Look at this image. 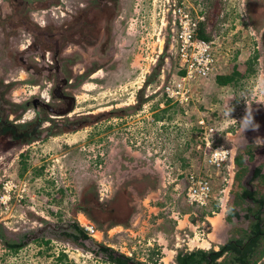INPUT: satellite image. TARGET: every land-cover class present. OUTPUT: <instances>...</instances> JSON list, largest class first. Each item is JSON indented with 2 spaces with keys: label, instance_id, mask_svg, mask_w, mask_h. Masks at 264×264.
Segmentation results:
<instances>
[{
  "label": "rangeland",
  "instance_id": "1",
  "mask_svg": "<svg viewBox=\"0 0 264 264\" xmlns=\"http://www.w3.org/2000/svg\"><path fill=\"white\" fill-rule=\"evenodd\" d=\"M71 1L0 0V138L7 131L13 139H0V220L7 229L89 221L96 241L147 264L166 262L177 234L209 235L222 220L230 168L228 159L219 169L205 167V142L231 148L243 138L222 116L225 107H234L237 121L246 104L264 113V0H121L120 7L95 9L110 22L104 34L89 35L60 16ZM179 6L204 16L199 28L215 53L185 103L167 98L161 85L178 75ZM55 58L75 72L98 69L80 79L74 111H44L37 121L32 97L50 95L42 65ZM192 169L212 179L205 207L185 198ZM0 264L113 263L38 239L18 248L0 242Z\"/></svg>",
  "mask_w": 264,
  "mask_h": 264
},
{
  "label": "flooded vegetation",
  "instance_id": "2",
  "mask_svg": "<svg viewBox=\"0 0 264 264\" xmlns=\"http://www.w3.org/2000/svg\"><path fill=\"white\" fill-rule=\"evenodd\" d=\"M95 1L98 0L71 1L65 10H59L61 12L60 16L65 15L64 18L72 23L83 25V27L85 26L88 35L89 33L93 34L95 29H99L100 34H104L106 22H110V15L107 14L105 17L102 13H97L95 9L97 8L99 10L106 7L113 9V7H120L121 0H103L104 5L99 6L89 4L90 2L95 3ZM59 7L61 8L63 6ZM98 19L102 20V22H97ZM108 25L106 26L108 27ZM105 38L102 35V40H105ZM99 40H101V37L97 38V41ZM32 41L30 44H32ZM44 56L45 54L43 52L42 57L44 58ZM94 56L96 57V55ZM53 57L54 55H52ZM56 58L55 61L47 60L46 62L45 60L42 65L46 70L43 74H47V77L51 78L49 80L50 95L47 97L43 96V99L32 97V106L36 108L35 116L37 121L45 118L39 116L44 111L48 112V114L55 113L59 115H67L70 111H74L76 100L75 88L78 89L80 85L83 86L82 84L85 83L80 79L85 75L87 77H94L98 69L94 68L91 71L89 69L88 72L79 69L75 72L67 60L61 59L59 61ZM27 69L30 68L27 67ZM40 71L41 69L38 70V72ZM79 81L83 83L81 84ZM28 103L29 101L26 104L28 105ZM260 114L264 113L261 111L253 112L254 119L259 124V129L257 131L246 130L243 133V138L233 143L230 148L231 151L228 158V166L230 168L229 179L226 188L223 189L226 199L221 206L223 208L221 209V224L218 226L219 232L214 234H218V236L222 234L223 242L218 243L217 247L211 245L205 248L200 243H203V245L206 243L207 240L205 239H208L210 236L208 232L206 234L204 233V236H197V232L189 234L184 231L183 236L177 234L178 237L173 243L170 259L165 262L163 257H161L160 260L163 262L160 264H186L180 258L186 257L187 253L190 254L200 249L204 251H216L228 242L234 243L237 239H243V242L251 238H258V243H260L259 248L262 249L261 253H257L252 257V264H264V146H258L264 141V117ZM4 134L2 135L4 138L1 137L2 140L8 143L13 140L10 138L9 133ZM0 145V148L5 146L2 142ZM73 223L71 220L61 222L45 221L33 227L22 226L20 228L7 229L0 220V242L8 247L12 244L15 245L13 247L18 248L32 240L41 239L42 242L56 240L74 245L84 251H89L93 255L106 259L113 264H147L129 255L117 252L105 243L96 241L87 231L78 230ZM222 223L227 226L225 228L223 227L221 233ZM199 233L203 235V230ZM230 257L231 255L228 253V249H226L214 258L213 261L209 258V260L203 259L201 263H193L190 261L191 263L188 264H227L229 263Z\"/></svg>",
  "mask_w": 264,
  "mask_h": 264
},
{
  "label": "built area",
  "instance_id": "3",
  "mask_svg": "<svg viewBox=\"0 0 264 264\" xmlns=\"http://www.w3.org/2000/svg\"><path fill=\"white\" fill-rule=\"evenodd\" d=\"M179 16L175 20L177 26L174 34L177 43L178 75L174 79L162 81L161 85L166 97L178 103H185L189 100L190 86L198 78L204 76L215 62V53L213 51L212 39L199 36L198 30L202 18H193L179 6ZM203 122V120H200ZM209 147V141L205 142ZM219 149L218 153L213 150ZM231 149L224 145H215L209 147L205 160V167L219 169L223 162L229 158ZM219 156L218 163H210L213 155ZM9 187H6L7 193H3L1 199L5 197L4 202L9 199ZM222 190V189H221ZM214 188L210 174L204 170L192 169L186 174L185 198L193 205L205 207L214 196ZM83 228L87 233L94 235L97 232L96 227L91 222H85Z\"/></svg>",
  "mask_w": 264,
  "mask_h": 264
},
{
  "label": "trees",
  "instance_id": "4",
  "mask_svg": "<svg viewBox=\"0 0 264 264\" xmlns=\"http://www.w3.org/2000/svg\"><path fill=\"white\" fill-rule=\"evenodd\" d=\"M199 36L203 38H208L207 35L203 32V29L200 27L198 30ZM160 116V115H159ZM158 116V117H159ZM74 226L80 230L84 231L83 227L77 223V221H74ZM243 240V239H242ZM241 239H237L236 242H228L226 244H223L219 250H210V251H204V250H197L195 252H191L190 254L187 253L186 257L180 258L183 263H195L201 261L203 259L209 260V258L214 260L217 256H219L224 250L228 249V253H230L231 257L229 258V263L227 264H252V257L255 256L257 253H261L262 249L259 248L260 243H258V238H251L247 241L242 242ZM15 245H10L11 248ZM191 261V262H190ZM208 263V262H207ZM210 264V263H209Z\"/></svg>",
  "mask_w": 264,
  "mask_h": 264
},
{
  "label": "clouds",
  "instance_id": "5",
  "mask_svg": "<svg viewBox=\"0 0 264 264\" xmlns=\"http://www.w3.org/2000/svg\"><path fill=\"white\" fill-rule=\"evenodd\" d=\"M233 111H234V107L231 104H229L225 107L224 111L222 112V116L235 121V123L240 126L242 133H244L246 130H249V129L252 131H257L259 129V124L254 119V115H253L254 110L252 109L250 104H246L244 114L239 119V121H237V119L232 117L231 113ZM258 146H264V141H262L261 144H259ZM213 151L214 153H218L220 150L215 149ZM218 161H219V156L214 154L209 162L218 163Z\"/></svg>",
  "mask_w": 264,
  "mask_h": 264
},
{
  "label": "crops",
  "instance_id": "6",
  "mask_svg": "<svg viewBox=\"0 0 264 264\" xmlns=\"http://www.w3.org/2000/svg\"><path fill=\"white\" fill-rule=\"evenodd\" d=\"M208 218H210V216ZM219 224H221L220 221H219ZM226 226L227 225H224V223H222V227L220 229V232L223 231V227L225 228ZM215 228H217V231H216V229H214L215 230L214 232H210L209 233L210 236L208 237V239H205V240H207L206 243L204 245H203V243H200V245H202V247L207 248V247H209L211 245L214 246V247H217V244L218 243H220L221 241L223 242V235L222 234H221L222 237H221V235L218 236V234L217 235H214L216 232H219L218 226H216Z\"/></svg>",
  "mask_w": 264,
  "mask_h": 264
}]
</instances>
